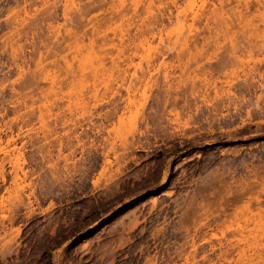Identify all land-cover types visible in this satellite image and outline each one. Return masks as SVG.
I'll list each match as a JSON object with an SVG mask.
<instances>
[{
    "label": "rangeland",
    "instance_id": "374dc122",
    "mask_svg": "<svg viewBox=\"0 0 264 264\" xmlns=\"http://www.w3.org/2000/svg\"><path fill=\"white\" fill-rule=\"evenodd\" d=\"M0 264H264V0H0Z\"/></svg>",
    "mask_w": 264,
    "mask_h": 264
},
{
    "label": "bare ground",
    "instance_id": "6f19581e",
    "mask_svg": "<svg viewBox=\"0 0 264 264\" xmlns=\"http://www.w3.org/2000/svg\"><path fill=\"white\" fill-rule=\"evenodd\" d=\"M1 150H4V148H1ZM10 161L13 163V165L18 169L20 166V160L21 156L20 154H16L15 152L9 153Z\"/></svg>",
    "mask_w": 264,
    "mask_h": 264
}]
</instances>
